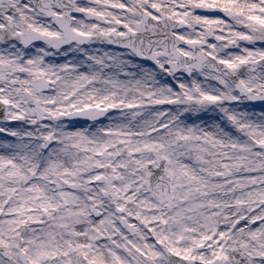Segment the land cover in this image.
<instances>
[{
    "label": "snow or ice",
    "instance_id": "1",
    "mask_svg": "<svg viewBox=\"0 0 264 264\" xmlns=\"http://www.w3.org/2000/svg\"><path fill=\"white\" fill-rule=\"evenodd\" d=\"M240 3L241 0H232L230 4L207 5L193 0L189 5H177L183 13H173L178 17L175 23L182 27H187L184 17L189 14L205 23L222 25L206 35L203 43L187 39L178 30L174 34L184 45L200 44L208 52V62L224 65L239 75V80L231 77L216 86L220 91H223L221 85L231 88L227 101L219 95L205 96L206 107L223 109L218 114L219 119H212L215 127L228 137L238 131L237 124L252 117H256L253 122L264 123V110H240L255 109L258 105L252 102L264 103V84L261 83L264 81V20L259 19L264 18V0H246L247 14L234 10ZM151 7V18L159 23L160 18L155 15L157 5ZM17 11L43 12L46 20L53 21L57 31L63 24L64 11L56 4L37 7L32 0H19V4L9 0V7H5L0 0V30L6 26V21L16 19ZM86 11L90 9L79 7L76 12L69 11L67 15L72 20L68 23L82 17ZM28 27L45 37L56 35L33 24ZM23 35L17 32L0 41V63L3 57L11 55H20L17 62L24 63L27 53L44 49L46 41L30 39L25 43L21 39ZM78 35L87 34L79 32ZM15 49L20 52L16 53ZM32 62L31 57H27V63ZM159 67L165 68L164 65ZM241 68L243 73L239 71ZM175 76V72L165 73L170 92L185 86L179 80L173 83L169 79H175ZM3 92L0 87V103H7ZM166 102L173 103L172 100ZM202 113L207 112H198L197 118L204 123ZM7 115L0 113V149L3 150L0 171L5 170L4 156H7V166L14 167L19 155L31 148V144L28 148L24 146L25 140L15 127V122L23 118L19 115L4 118ZM180 118L190 122L193 116L189 111L181 113ZM234 118L236 123L232 122ZM192 127L197 128L196 125ZM44 139L48 143L40 146V152L34 157L37 162L29 169L30 175L21 177L24 190L35 193L30 201H14L12 196L5 199L4 193L0 192V264H106V260L110 264H264V193L257 192L255 199L247 201L237 198L231 188L228 194L217 195L215 200L213 193L201 188L195 192L190 189L180 197L169 195L166 188L156 193L152 189L156 172L149 169L147 187L126 186L122 193L116 179L112 181L115 191L109 192L103 186V176L97 174L90 179L84 176L90 191L84 197V207L80 208L75 202L70 204L68 201L69 196H75L79 191L69 178L76 177V173L53 171L52 175L48 174L51 156L45 159V154L56 142L51 136ZM257 143L264 148V142ZM222 178L227 180L217 173L216 179ZM163 179V176L159 177L160 181ZM41 182L51 187L53 199L48 198V189H41ZM33 184H36L35 188ZM15 191L13 189V193ZM65 210L67 215L62 214ZM6 224L9 225L7 234ZM78 228L84 230L77 231ZM57 236L59 241L55 239Z\"/></svg>",
    "mask_w": 264,
    "mask_h": 264
},
{
    "label": "rangeland",
    "instance_id": "2",
    "mask_svg": "<svg viewBox=\"0 0 264 264\" xmlns=\"http://www.w3.org/2000/svg\"><path fill=\"white\" fill-rule=\"evenodd\" d=\"M93 1L94 11L100 8V11L109 18V28L117 29L118 0ZM6 6L8 7V4ZM245 7L247 8V6ZM259 19L264 20V18ZM5 37H8V30L3 28L0 30V41H3ZM259 46L261 45L257 47ZM206 53L208 52L206 51ZM55 57L72 64L46 62L44 64L34 63L27 67L28 73L31 72L30 77L36 75L53 77L52 80L57 86V91H55L56 96H46L45 99L41 98L36 101L38 106L47 109V118L43 123H37L36 127H32V120L28 117L27 121H19L15 125L20 137L25 140L24 146L28 148V144H31V148H28L27 152L19 155V158L14 161V171L8 174L6 179L2 177L4 170L0 171V192L4 193L5 199L12 196L15 201V198H22V195H26L25 186L20 185L21 177L30 175L29 169L37 162L34 157L40 152L41 145L39 144L44 140V137L51 136L56 142L50 152L45 154V159L48 155L51 156V159L54 158L55 167L49 166V175H52L53 171L56 173L69 171L84 175L87 168L94 170L96 167H100L101 160L95 158V154L85 155L80 164H75L76 162L72 160L68 150L69 137L71 136L70 131L78 130L79 127L98 131L104 130L106 125L121 127L127 135H131L135 131H141L143 134L148 126L153 124L170 126V140L165 141L167 151L170 149V165L166 171L172 179L171 187L174 196H184L190 189L195 192L197 188H201V190L213 193L215 200L217 195L228 194V189L231 188L237 198L247 201L256 198V192H246L254 186L256 180L264 193L263 158L259 157L262 152L253 151L252 148L258 144L257 142H264V123L253 122L256 117H252L251 120L245 121L243 124H237L238 131L234 132L231 137L223 133L218 138L211 137V135H217V131L216 133L212 132L213 129L216 130L212 117L219 119L218 114L223 109L206 107L208 101L205 96L208 94L219 95L222 100L227 101L231 93L228 87L222 85L223 91H220L216 87L217 85L213 84L218 83V80L214 78H219V75L202 68L192 71L188 78L179 75H176L175 79L170 77L173 83L179 80L185 85L170 92L167 81L154 77L147 70H139L129 65L127 60L111 48L101 50L70 49L58 52ZM239 71L243 73L241 69ZM0 77L4 79V82L0 83V87L4 90L3 96L7 101L4 104L9 116L12 118L14 115L20 116L25 110L24 103L26 101L15 99L14 91L8 90V56L3 57V62L0 63ZM261 83L264 84V81ZM70 84H75L74 86L77 88L85 87L78 100L73 101L67 96ZM169 100H172L173 103L166 102ZM157 101L163 102L157 103ZM100 103L107 105L109 115L105 121L95 124L96 127L90 124L85 126L79 123L69 124L52 117L75 106L89 104L99 107ZM226 106L225 104L224 107ZM240 110L259 112L264 110V105H258L255 109ZM189 111L193 119L190 122L182 121L180 114ZM205 111L207 113L200 114L204 119V123H201L197 118V113ZM227 115H231V113ZM232 122L236 123V119L234 118ZM192 125H196L197 128H193ZM66 128L71 130L65 131ZM218 133H221L219 129ZM175 140L177 143L173 145ZM144 147L148 146L144 145ZM2 155L3 150L0 149V156ZM4 158L7 159V156ZM225 171L229 172L227 180L223 178L217 180V173L223 175ZM43 173L42 169L41 174ZM241 177L242 179H239ZM121 179L118 178L117 182L121 183ZM212 180L216 184L209 188ZM40 186L46 185L41 182ZM13 189L16 190L15 193H13ZM49 199H53L52 191ZM25 201H30V198ZM68 201L70 204L76 203V197L69 196ZM8 227L9 225H4L6 234Z\"/></svg>",
    "mask_w": 264,
    "mask_h": 264
},
{
    "label": "flooded vegetation",
    "instance_id": "3",
    "mask_svg": "<svg viewBox=\"0 0 264 264\" xmlns=\"http://www.w3.org/2000/svg\"><path fill=\"white\" fill-rule=\"evenodd\" d=\"M13 2L19 4V0H13ZM44 2L45 0H42V4H44ZM192 2L193 0H118L117 29L109 28V18L104 12L100 11V8L94 11L93 0H63L62 3H60V0H53L51 4L58 5L64 11V16L61 18L63 24L59 28V31H57L53 21L45 19V14L43 12L40 14H28L17 11L15 20L5 22L6 26L4 28L8 30V37L14 36L17 32L23 33V36L34 34L28 27L29 24H33L42 31L56 33V35L46 37L57 39L59 44H63V47L60 49H52L49 45L44 44L43 50L33 49L32 52L27 53L24 57V63L17 62L21 58L20 55L8 56V90L14 91L13 96L15 99L26 102L29 100L39 101L46 96H56L55 91H57V86L54 85L52 80L53 77H43L39 75L30 77L31 72L28 73L27 67H30L34 63L44 64L46 62L72 64L64 59L55 57V54L58 52L70 49L101 50L103 48H111L121 55L123 59L127 60L129 65L139 70H147L154 77L166 81L165 73L171 72L169 67L172 62L170 60L171 51L176 50L182 55H184V52H187V55L184 56L188 57L193 47H198L206 52L203 47L199 46L200 44L184 45L182 42H178L174 34L176 30L182 32L187 39L198 40L203 43L206 35H210L213 30L222 27V25L205 23L190 14L184 17L187 27H182L175 23L178 17L174 16L173 13L177 11L183 13V9H178L177 5H189ZM198 2L207 5H225L232 3V0H198ZM3 4L5 7H7L6 4H8L9 7V0H3ZM121 4L126 5V7H119ZM152 4L157 5L155 15L160 18L159 23L151 18L153 14ZM65 5H67V7H65ZM245 6L246 0H241L240 5L234 10L243 11L247 14V8ZM79 7L90 9V11H86L82 17L69 24L68 21H71L72 17L68 16L67 13L69 11L76 12L79 10ZM20 8H23L22 4ZM67 29H69L74 36H82L78 35L79 32L86 33L87 35L83 37L88 40V43L81 45L77 42H65L64 31H67ZM110 33H116L120 37L132 34L133 41L131 42H133L132 48L134 52L128 49H116L110 44H102L100 37ZM129 42L130 40L127 39L122 40L123 46L129 44ZM14 51L16 53L20 52L19 49H15ZM216 51H219V49ZM27 57H31L33 61L31 64L27 63ZM145 60H147V63H145ZM159 65H164L165 68L161 69ZM41 79L44 80V82L39 84L38 82ZM217 80L220 82L226 79L220 77ZM74 85L75 84H70L67 89V96L73 101L78 100L83 94L82 91L85 90V87L77 88ZM228 89L231 90L230 87H228ZM57 96L59 95L57 94ZM26 102L24 103L25 110L20 114L23 119L17 120L15 125H17L19 121H27L29 118L32 120V127H36L37 123H43L47 118V109L40 106L44 109V116L42 121H38L28 114ZM100 104L99 107H94L89 104L75 106L52 117L54 119L58 118L69 124L76 125L79 123L83 124L82 126L90 124L96 127L97 125L95 124L105 121L109 115L107 105ZM89 109L103 111L102 118L92 121L89 119V116L84 113L78 114L76 118H71L73 114ZM8 119H12V117L8 115ZM70 130V128L65 129V131ZM70 132L71 136L69 137L70 144L68 145V150L70 152V157L76 162H74L75 164H80V161L88 154H95V158L101 160L102 163L100 167H96L94 170L87 168L84 175L76 174V177L71 178L78 186L79 191L75 197L76 204L79 205L80 208L84 207V197L86 193L90 191L89 186L85 183V180H83L84 176H87L89 179L97 174L103 176L105 178L103 186L109 192L115 191L112 181L123 177L121 183L120 181L119 183L117 182V187H119L122 193L126 186L133 187L134 189L137 188L138 184L139 189L147 187L145 184V173L141 170L149 165L157 166L158 157L166 160V169L170 165V149L167 151L165 147V141L170 140V126L167 124H153L148 126L145 133L142 134L141 131H135L131 135H127L123 128L111 125L104 126V130L90 131L83 127H79L78 130ZM44 142H46L45 139L39 145L42 146ZM144 145L148 147H144ZM252 148L253 151L259 150L262 152L259 157L261 159L263 158L262 164L264 167V148L259 144L252 146ZM226 172L225 177L227 178L229 172ZM168 177L170 178L169 175ZM62 214L67 215V210L62 212ZM78 229L80 231L84 230L83 228ZM55 239L59 241L60 238L57 236ZM106 264H110V262L106 260Z\"/></svg>",
    "mask_w": 264,
    "mask_h": 264
},
{
    "label": "water",
    "instance_id": "4",
    "mask_svg": "<svg viewBox=\"0 0 264 264\" xmlns=\"http://www.w3.org/2000/svg\"><path fill=\"white\" fill-rule=\"evenodd\" d=\"M34 1H36V0H34ZM113 38H108V39H110V41L112 42V43H114L115 45H119V40H118V38L117 37H114V36H112ZM43 40V39H42ZM44 41H47V42H49V44L52 46V47H56L57 46V44H58V41L57 40H48V39H46L45 38V40ZM197 56H198V59H197V63L199 64V65H201V64H208V65H210V67L212 66V67H215V69L217 70V71H219V72H221L222 74H227V71H226V69L224 68V67H221L222 65H219V64H215L214 62H208V60L206 59L207 57L205 56H203L202 54H197ZM174 67V66H173ZM175 67H177L176 65H175ZM174 67V69H176ZM211 67V68H212ZM213 69V68H212ZM236 86H238V85H236ZM28 110H29V112L32 114V115H35V116H37L39 119H41V115H42V112H41V110L40 109H38L36 106H35V103H34V101H30L29 103H28ZM0 113H7L6 112V107H5V105L3 104V103H0ZM86 115H89V117H91L92 119H94V113H93V111L91 112V111H89V112H87L86 113ZM7 117V116H6ZM6 117H4V118H6ZM158 165H159V169H160V171L159 172H157V169H154L153 167H148V169H146L145 170V174H146V177H147V181H148V178H149V176H150V172H149V169H151V172H156V179H153V181H152V189H153V191L154 192H156V193H160L161 192V190L162 189H164V188H166L167 189V191H168V193H169V188H168V180L165 178V175H164V166H165V161H163V160H160V161H158ZM153 168V169H152ZM160 176H163L164 177V179L162 180V181H160L159 180V177ZM164 181H165V183H164ZM146 184H147V182H146Z\"/></svg>",
    "mask_w": 264,
    "mask_h": 264
},
{
    "label": "bare ground",
    "instance_id": "5",
    "mask_svg": "<svg viewBox=\"0 0 264 264\" xmlns=\"http://www.w3.org/2000/svg\"><path fill=\"white\" fill-rule=\"evenodd\" d=\"M212 127H213V125H212ZM216 131H217V135H214V136H212L211 135V137L212 138H214L215 136L218 138L219 136H221V134L222 133H218V129L216 128V130L215 129H213L212 130V132H214V133H216ZM215 139V138H214ZM4 162H5V170H4V172H3V178H7L8 177V174H10V173H12L13 171H14V168L13 167H8L7 166V159H5L4 158ZM48 165L50 166V167H55L54 166V161H53V159H50V160H48ZM54 170V169H53ZM239 179H242V177L241 178H239ZM209 180V179H208ZM211 181V180H210ZM215 184H216V182L215 181H213L212 180V182H211V185L209 186V188H212V187H214L215 186ZM33 188H35L36 187V184H34L33 186H32ZM41 187V189L42 190H44V189H48V198L50 197V193H51V191H50V187L49 186H40ZM247 193L249 192V193H251V192H260V193H262V191H261V187H259V185H258V181L256 180L255 182H254V186H252L251 188H249L247 191H246ZM35 193H30V192H27L26 191V195H22L23 197L22 198H15L16 200H21V201H25L26 199H29V198H31V196L32 195H34ZM212 199H213V196H212ZM214 200V199H213ZM228 215H231V213H228ZM77 231H80L79 229H77Z\"/></svg>",
    "mask_w": 264,
    "mask_h": 264
}]
</instances>
